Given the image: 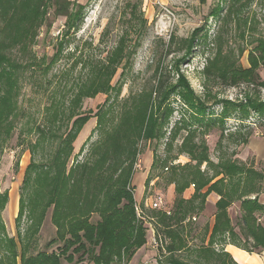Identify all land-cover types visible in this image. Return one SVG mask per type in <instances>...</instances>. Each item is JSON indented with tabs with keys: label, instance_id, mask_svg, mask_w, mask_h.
<instances>
[{
	"label": "rangeland",
	"instance_id": "obj_1",
	"mask_svg": "<svg viewBox=\"0 0 264 264\" xmlns=\"http://www.w3.org/2000/svg\"><path fill=\"white\" fill-rule=\"evenodd\" d=\"M71 1L75 6L74 23L67 26V19L55 17L51 10L30 51L14 50L12 53L13 57H20V63L28 66L18 76V117L13 121V129L9 137L4 131L0 133L4 140L1 143L0 138L3 147L0 192H9V202L1 217L9 237L15 238L19 245L17 219L21 187L29 166L32 163L47 164L50 156L47 153H52L55 147L39 143L33 153L30 145L38 139L36 127L46 121L54 102L67 109L79 85L94 79L93 67L105 65L112 54L117 61L113 72L100 76L101 80L105 79L106 86L95 96L81 101L79 112L89 121L74 142L69 169L76 162L85 161L93 143L101 139L98 115L112 109L109 118L105 119V129L112 131L123 108H133L143 95L154 91L161 79L172 87L170 102L162 110L170 115L164 127L166 135L159 142L143 140L139 143L131 181L144 218L151 217L154 212L145 205L148 198L163 197L164 207L173 208L176 194L174 185L168 184L171 170L161 164L151 168L155 156L169 158L168 168L190 162L187 155H179L178 151L187 135L184 130L174 141L172 150L167 151L166 147L172 130L175 131L182 120L196 131L195 142L206 144L213 163L217 164L220 158H229L264 173V115L249 107L251 99L259 98L264 104V90L255 89L247 82L229 86L216 78L225 70L228 79L240 75L241 69L251 71V51L256 47L258 37L264 34V0ZM255 73L264 80V60L259 61ZM242 77L244 81L246 75ZM185 84L187 88H182ZM153 98H156L155 94ZM187 100L205 107L201 122L192 119L193 111L187 106ZM241 139L248 143L239 142ZM202 171L213 174L206 164ZM150 176L153 180L147 185ZM194 191L191 185L183 197L191 198ZM31 194L33 191L27 189L24 198L27 205ZM212 201L209 198L205 211L196 216V220L192 219L193 229L185 236L186 249L177 255L178 259L188 261L192 251L207 245L209 225L215 214L216 203ZM229 214L236 224L240 217L239 203L229 209ZM51 215L52 208L36 239L37 252L51 253L62 246L58 242L52 243L56 239V229L51 223ZM26 216L25 209L20 222L21 233L27 225ZM97 220L95 215L92 221ZM261 223L264 225L263 219ZM152 228L146 246L138 253L155 255L158 260L159 250L152 246L153 237L156 243L159 242ZM83 264L92 263L86 261Z\"/></svg>",
	"mask_w": 264,
	"mask_h": 264
},
{
	"label": "trees",
	"instance_id": "obj_2",
	"mask_svg": "<svg viewBox=\"0 0 264 264\" xmlns=\"http://www.w3.org/2000/svg\"><path fill=\"white\" fill-rule=\"evenodd\" d=\"M51 10L55 17L66 18L67 26L74 23L75 6L71 0H0V133L4 131L8 137L13 121L18 117V76L28 66L20 63V57H13L12 53L14 50L30 51ZM263 60L264 34L258 37L256 47L251 51V71L241 69L240 75L228 79L225 70L216 78L229 86L247 82L255 89L264 90V80L255 73L259 61ZM105 63L93 67L94 79L79 85L67 109L54 102L46 121L36 127L38 139L30 145L33 153L39 143L55 147L52 153H47L50 154L47 164L32 163L26 172L17 219L19 245L15 238L8 236L1 217L9 202V192H0V264H83L86 261L129 264L146 246L151 226L159 242L158 264H237L225 250L228 245L251 254H262L264 203L260 197L264 196V173L229 158H220L217 164L213 163L208 147L204 142H195L196 131L190 129L185 120L172 130L166 147L167 151L172 150L174 141L184 130L187 135L178 151L179 155H187L190 162L168 168L169 158L155 156L151 168L161 164L171 170L168 184L174 185L176 199L170 215L154 210L151 217L137 216L131 181L139 154L138 145L143 140L159 142L164 139V127L170 116L162 110L170 102L172 87L161 79L154 91L143 95L133 108H123L112 131L105 129V119L109 118L112 109L98 115L101 139L93 143L85 161L68 168L74 154V142L89 121L79 112L81 101L95 96L106 86L105 79L101 80L100 76L110 75L117 61L112 54ZM243 75H246L244 81ZM182 88H187V84ZM186 102L193 111L192 119L201 122L205 107L194 100ZM249 107L264 115V104L259 98L251 99ZM238 141L248 143L246 139ZM2 150L0 145V154ZM204 164L212 175L202 171ZM16 166L18 169V163ZM152 180L150 176L146 184ZM191 185L195 186L194 194L186 199L183 195ZM27 189L33 191L28 205L24 200ZM212 194L219 199L207 245L192 251L188 261H182L177 255L186 249L185 236L193 229L192 219L205 211L207 199ZM236 203H239L240 217L234 224L229 209ZM51 208V223L56 229V239L52 243L58 242L62 246L51 253L37 252L36 239ZM25 209L27 225L21 233L20 222ZM95 215L98 220L93 222Z\"/></svg>",
	"mask_w": 264,
	"mask_h": 264
},
{
	"label": "crops",
	"instance_id": "obj_3",
	"mask_svg": "<svg viewBox=\"0 0 264 264\" xmlns=\"http://www.w3.org/2000/svg\"><path fill=\"white\" fill-rule=\"evenodd\" d=\"M144 189H145V187H144ZM185 198L189 199L190 196L189 197L185 196ZM209 198H211L213 200L212 201L213 203H216L219 199V197H214V196L211 197V195L209 196ZM209 198L207 200L208 203H209ZM135 201H136V203H139V202H137L136 199H135ZM260 201L262 203H264V196L260 197ZM262 219L264 220V218H262ZM213 223H214V218H212L210 225H209L210 232H211ZM210 232H209V234H210ZM225 250L227 253H229L232 256V258L236 261L237 264H264V252L260 255L259 254H251L245 250H242V249L237 248V247L232 246V245L226 246ZM155 258H156L155 255H153L151 257L149 255H143V254L137 253L135 255V257L132 259V261L130 262V264H158V262ZM151 261H153V262H151Z\"/></svg>",
	"mask_w": 264,
	"mask_h": 264
},
{
	"label": "built area",
	"instance_id": "obj_4",
	"mask_svg": "<svg viewBox=\"0 0 264 264\" xmlns=\"http://www.w3.org/2000/svg\"><path fill=\"white\" fill-rule=\"evenodd\" d=\"M167 170V169H166ZM192 188H195L194 185H192ZM164 199L163 197H157L155 199H152V198H148L145 200V205L146 207L150 208L151 210H160V211H165L167 212V214L170 215V209L168 207H164ZM135 211H136V214L139 218H142V209H141V205L140 204H137L135 205ZM193 220H196V219H193ZM152 246L156 247L157 246V243L155 241V237H153V244Z\"/></svg>",
	"mask_w": 264,
	"mask_h": 264
},
{
	"label": "bare ground",
	"instance_id": "obj_5",
	"mask_svg": "<svg viewBox=\"0 0 264 264\" xmlns=\"http://www.w3.org/2000/svg\"><path fill=\"white\" fill-rule=\"evenodd\" d=\"M11 207H12V204H11Z\"/></svg>",
	"mask_w": 264,
	"mask_h": 264
}]
</instances>
